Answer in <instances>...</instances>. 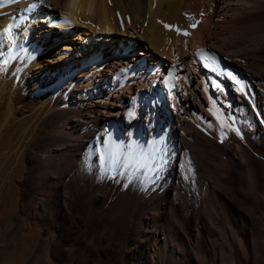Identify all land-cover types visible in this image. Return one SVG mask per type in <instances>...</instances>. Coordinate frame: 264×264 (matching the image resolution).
<instances>
[{
	"label": "bare ground",
	"instance_id": "1",
	"mask_svg": "<svg viewBox=\"0 0 264 264\" xmlns=\"http://www.w3.org/2000/svg\"><path fill=\"white\" fill-rule=\"evenodd\" d=\"M262 200L264 0H0L3 264H69L91 213L128 264H208Z\"/></svg>",
	"mask_w": 264,
	"mask_h": 264
},
{
	"label": "rangeland",
	"instance_id": "2",
	"mask_svg": "<svg viewBox=\"0 0 264 264\" xmlns=\"http://www.w3.org/2000/svg\"><path fill=\"white\" fill-rule=\"evenodd\" d=\"M127 184L129 183V181L126 182ZM264 200H262L257 207L254 208H250L248 215H247V219L246 222H243L241 218H236L235 214H228L225 217H222V219L218 222H216L217 224H220V227H218V231L219 234H215V238H214V249L212 248H207L205 247L206 245L202 244L200 252L202 251V259L205 260L204 263L208 262V264H214V262L216 261L218 264H232L233 263H237V264H253V262H257V264H264ZM261 204V205H260ZM262 208V209H261ZM254 209V211H253ZM259 209V210H258ZM257 210V211H256ZM262 210V211H261ZM260 212V213H259ZM257 213V214H256ZM260 216H259V215ZM92 215V216H91ZM257 215V217H256ZM101 216V217H100ZM251 216V217H250ZM261 217V218H258ZM230 219H229V218ZM103 219V220H102ZM119 219V220H118ZM112 218L111 216H107V215H98V214H87L86 215V219L84 221V226L81 228V232H76L78 233V235L76 237H74V241L77 240V245H75L74 247L71 248V250H69V256H70V263L69 264H89L90 262L93 264H128L125 259L123 258L122 254H120V250H119V241L122 237V235L125 232L126 226H125V219L124 218ZM258 220L260 221V224L258 223ZM263 220V221H262ZM107 221V222H106ZM241 221L246 225L247 229V234L249 235V239L251 241V243H253L255 249L249 250L248 255L250 254V256L246 255V258L249 257V261L245 258V254L248 252V250H246V253H243V249L240 248V246L237 244V242L234 240L231 232L232 230L235 231H241L242 227H241ZM87 222V223H86ZM227 222V223H226ZM253 222H257L255 224H253ZM262 222V223H261ZM226 223V224H225ZM109 224V225H108ZM119 224V225H118ZM229 224V225H228ZM234 224V225H233ZM237 224V225H236ZM257 224V226H256ZM262 224V225H261ZM89 225V227H88ZM223 225H226L225 230H227L229 232L228 237L226 239H224V237H226L225 233L222 234L223 232ZM233 225V226H232ZM86 226V227H85ZM88 227V228H87ZM94 229H93V228ZM104 227V228H103ZM114 227V228H113ZM230 229H229V228ZM256 227V229H255ZM238 230H237V229ZM250 228V229H249ZM117 229V230H116ZM222 229V232H221ZM253 229V230H252ZM261 229V230H260ZM109 230V231H108ZM119 230V232H118ZM250 230V231H249ZM88 231V234L87 232ZM93 231V232H92ZM103 231V233H102ZM111 231V234H110ZM96 232V233H95ZM114 232V233H113ZM263 232V233H262ZM86 233V234H84ZM92 233V234H91ZM109 233V234H108ZM106 234V235H105ZM121 234V235H120ZM261 234V235H260ZM85 235V236H84ZM87 235V236H86ZM260 235V236H259ZM84 236V237H83ZM97 236V237H96ZM223 238H222V237ZM93 237V238H92ZM103 237V238H102ZM232 237V238H231ZM99 238V239H98ZM107 238V239H106ZM110 238V239H109ZM219 238V239H218ZM231 238V240L233 241V243H236L235 245L232 244V242H230L231 240L229 239ZM225 241H224V240ZM258 239V240H257ZM89 240V241H88ZM218 240V241H217ZM94 241V242H93ZM216 242V243H215ZM226 244H225V243ZM255 242V244H254ZM263 242V243H262ZM111 243V244H110ZM117 243V244H116ZM218 243V244H217ZM230 243V244H229ZM258 243V244H257ZM84 244V245H83ZM90 244V245H89ZM108 244V245H107ZM261 244V245H260ZM89 245V246H88ZM102 245V246H101ZM219 245V246H218ZM224 245V246H223ZM233 245V248L235 250H233V248H231ZM204 246V247H203ZM218 246V247H217ZM223 246V247H222ZM235 246V247H234ZM220 247V248H219ZM228 247V248H227ZM99 248V249H98ZM223 248V250L221 249ZM231 252H230V249ZM72 249H76L75 251H72ZM218 249V250H217ZM221 249V250H220ZM229 251H228V250ZM100 251V252H99ZM113 251V253H112ZM219 251V252H217ZM233 251V253H232ZM241 251V252H240ZM255 251V252H254ZM120 252V253H119ZM201 252V253H202ZM216 252V253H215ZM252 252V255H251ZM77 253V254H76ZM102 253V254H101ZM117 253V256H116ZM223 253V254H222ZM227 253V254H226ZM72 254V255H71ZM113 254V255H112ZM209 255V258H207L206 255ZM218 254V255H217ZM222 254V256H221ZM226 254V255H224ZM75 255V256H74ZM119 255V256H118ZM229 257H228V256ZM232 255V256H231ZM259 255V256H258ZM263 255V256H262ZM206 256V259H204V257ZM212 256V257H211ZM215 256H219V258L215 257ZM225 256V257H223ZM227 256V257H226ZM253 256V257H251ZM258 256V257H256ZM2 257V256H0ZM216 259H215V258ZM255 257V258H254ZM120 258V259H119ZM228 258V260L226 259ZM232 258V259H231ZM251 258H253L251 260ZM258 258L263 261H259ZM91 259V260H90ZM93 259V260H92ZM215 259V260H214ZM223 261H222V260ZM225 259V260H224ZM229 259H231V261H229ZM84 260V261H82ZM245 260V261H244ZM1 263L3 264V258L0 259ZM86 261V262H85ZM103 261V262H102ZM121 261V262H120ZM212 261V262H210ZM214 261V262H213ZM219 261V262H218ZM244 261V263H243ZM105 262V263H104ZM117 262V263H116ZM202 262V263H203ZM215 262V263H216ZM261 262V263H260ZM0 263V264H1ZM90 263V264H91ZM216 263V264H217ZM207 264V263H206ZM255 264V263H254Z\"/></svg>",
	"mask_w": 264,
	"mask_h": 264
},
{
	"label": "snow or ice",
	"instance_id": "3",
	"mask_svg": "<svg viewBox=\"0 0 264 264\" xmlns=\"http://www.w3.org/2000/svg\"><path fill=\"white\" fill-rule=\"evenodd\" d=\"M195 26H196V25H192V27H195ZM165 27L171 29L173 26H171V25H165ZM175 30H176L178 33H180V29H179L178 27H177ZM5 31L10 32V31H11V28L6 29ZM182 34H183V35H189L190 33H188L187 31H185V32H183ZM217 86H218V85H217Z\"/></svg>",
	"mask_w": 264,
	"mask_h": 264
}]
</instances>
